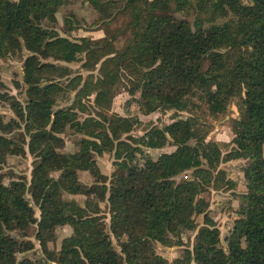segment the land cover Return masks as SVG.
Listing matches in <instances>:
<instances>
[{"label": "trees", "instance_id": "obj_1", "mask_svg": "<svg viewBox=\"0 0 264 264\" xmlns=\"http://www.w3.org/2000/svg\"><path fill=\"white\" fill-rule=\"evenodd\" d=\"M88 1L104 21L127 17L122 33L128 36L119 50L112 46L114 33L70 39L49 27L66 0H0V58L29 52L23 63L25 105L0 92L15 115L8 121L0 115V264H36L18 257L34 248L32 228L51 264H264V0ZM190 11L192 23L175 15ZM66 24L71 31L73 22ZM83 53L87 66L100 62V68L95 81L88 75L82 85L79 76L55 81L62 67L42 61L70 63ZM122 78L129 94H139L144 114L194 106L203 116L153 126L139 137L129 135L134 118L102 111L79 116L87 111L82 99L92 93L107 111ZM67 90L74 94L71 105L55 108ZM234 98L239 115L230 121L232 146L223 152L218 142L206 140V118L224 117ZM67 127L81 135L73 153L60 151ZM167 144L175 150L156 159L146 153ZM26 151L34 159L29 184L23 176L6 182L7 157ZM103 151L114 157L109 177L95 159ZM238 160L244 161L246 192L221 239L201 195L208 188L232 190L235 182L221 163ZM78 171L88 172L94 183H83ZM64 193L85 201L81 205ZM105 199L108 231L99 205ZM64 225L72 232L53 251L48 243ZM186 230L195 234L181 257L169 262L157 254V244L181 246Z\"/></svg>", "mask_w": 264, "mask_h": 264}, {"label": "rangeland", "instance_id": "obj_2", "mask_svg": "<svg viewBox=\"0 0 264 264\" xmlns=\"http://www.w3.org/2000/svg\"><path fill=\"white\" fill-rule=\"evenodd\" d=\"M243 3L249 4L251 0H242ZM179 18H184L192 23L194 14L190 12L175 13ZM57 21L53 24H48L49 27L55 29L61 36H66L70 39H79L81 37H87L89 39H100L105 35H111V33L117 34V38L112 42V46L115 50H119L125 43L128 36L127 33H122L123 24L127 21L126 16L117 15L112 20L104 21L101 18V14L93 9L88 0H66L56 13ZM71 20L74 27L69 31L66 21ZM103 29H108L103 30ZM29 55V52L25 49L17 51L14 54L7 55L0 58V81L3 86H0V92L13 95L22 105H25L27 101L26 89L27 85L23 82V63L25 58ZM43 62H50L56 66L62 67V75H56L55 81H60L63 84L67 83L71 78L75 76L81 77V85L88 75H91L93 80L99 76L100 62L93 67H89L85 64V54L79 55L74 62L56 61L53 59L43 60ZM128 83L125 79H121L113 90V97L111 106L107 111L101 110V108L95 104L94 96L92 93L89 97L83 98L82 102L87 108V111L79 113L80 117H84L87 113L96 115L97 111L115 113L123 117H131L138 122L134 125L129 135L133 137H139L144 134L148 129L153 126L162 128L165 125L171 123L177 119H185L192 116H203L202 110H197L194 106L190 107V110L176 111L169 110H157L150 114H144L139 107L138 99L139 94L134 95L128 92ZM73 92L70 90L64 91L63 94L57 99L55 108L65 107L71 105L73 101ZM239 99L234 98L233 102L229 106L227 114L218 119L207 117L206 120L211 123L210 131L206 137V140H213L218 142L223 152L228 151L231 148V139L233 137L231 131L230 121L232 118H238ZM0 115H2L4 121H8L10 118H15L13 111L10 109L9 104L0 99ZM60 136L64 140V146L60 149L63 153H73L78 150V141L81 135L75 133L70 128H66ZM264 155V144H263ZM175 147L172 144H167L160 149H147L146 153L150 155L152 159H156L161 153L172 152ZM95 159L99 170L106 176H110L115 169L113 153L109 151H103L95 155ZM33 157L26 151L22 156H8L7 163L3 167L2 172L5 174V181H8L9 176L26 178L27 185L30 182L31 170L33 167ZM142 158H138L139 164L142 163ZM244 161H229L221 163V167L226 171L227 177L235 182V186L232 190L225 189H213L208 188L202 197L208 202V215L215 221L220 230L221 239L227 235L232 227L233 219L238 216L237 211L242 203V194L246 192V181L243 177L242 166ZM56 173H52L54 177ZM189 173H187L188 175ZM79 179L87 184L94 183L93 177L86 171H78ZM25 197L29 200L30 204L35 209L36 217H39V211L35 207L29 193L25 194ZM66 199L76 200L79 204L83 205L85 197L83 195H70L63 194ZM95 201H97L95 199ZM99 201V200H98ZM101 208V214L104 216L105 228L109 230V208L107 200L99 201ZM195 220L198 225L202 224V216H195ZM72 228L68 225L59 226L56 229V239L48 243V247L57 251L60 248L61 241L64 237L70 235ZM195 232L186 230L182 233V245L181 246H162L156 245V252L158 255L167 259L169 262L175 258L182 256L185 248H191L193 243V237ZM29 238L34 243V248L30 251L20 254L18 257H28L36 264H51L46 255L42 253L40 245L34 237V228L30 230ZM114 241V240H113ZM224 245V242H222ZM115 244V243H114ZM195 264V263H191Z\"/></svg>", "mask_w": 264, "mask_h": 264}, {"label": "water", "instance_id": "obj_3", "mask_svg": "<svg viewBox=\"0 0 264 264\" xmlns=\"http://www.w3.org/2000/svg\"><path fill=\"white\" fill-rule=\"evenodd\" d=\"M158 264H161L160 262H158Z\"/></svg>", "mask_w": 264, "mask_h": 264}]
</instances>
